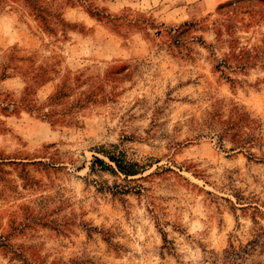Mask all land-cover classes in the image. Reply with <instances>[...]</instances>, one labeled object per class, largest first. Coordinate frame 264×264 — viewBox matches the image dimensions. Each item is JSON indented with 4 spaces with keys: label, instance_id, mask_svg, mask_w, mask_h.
I'll return each instance as SVG.
<instances>
[{
    "label": "rangeland",
    "instance_id": "1",
    "mask_svg": "<svg viewBox=\"0 0 264 264\" xmlns=\"http://www.w3.org/2000/svg\"><path fill=\"white\" fill-rule=\"evenodd\" d=\"M0 264H264V0H0Z\"/></svg>",
    "mask_w": 264,
    "mask_h": 264
},
{
    "label": "trees",
    "instance_id": "2",
    "mask_svg": "<svg viewBox=\"0 0 264 264\" xmlns=\"http://www.w3.org/2000/svg\"><path fill=\"white\" fill-rule=\"evenodd\" d=\"M104 155L112 163L115 170L122 173L123 175L128 176L137 173L135 169L137 167V164L135 162L125 161L121 157H118L110 153H104ZM93 160L100 163L103 166H107L108 168H111L109 165L106 164L104 165L103 161L96 157H94Z\"/></svg>",
    "mask_w": 264,
    "mask_h": 264
}]
</instances>
